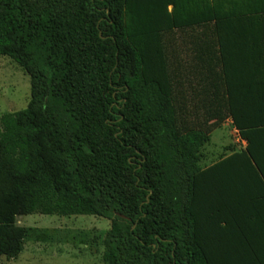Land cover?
<instances>
[{"label":"trees","instance_id":"16d2710c","mask_svg":"<svg viewBox=\"0 0 264 264\" xmlns=\"http://www.w3.org/2000/svg\"><path fill=\"white\" fill-rule=\"evenodd\" d=\"M130 1L0 0V56L21 66L30 83L27 106L0 115V259L22 252L28 229L18 217L90 215L110 221L104 264H249L237 246L226 257L216 231V183L233 177L230 167L201 168L210 140L205 120H182L161 84L145 79L125 21ZM256 13L264 3L211 6L198 20L209 31L205 67H183L182 77L205 72L220 98L219 73L232 81L234 62L251 56V39L264 40ZM257 54L264 60L261 48ZM233 90L226 84L213 102L231 115L262 171L264 152L254 144L264 121L250 114L256 103L235 100ZM217 108L205 110L208 119ZM242 199L240 208L251 209L246 217L264 221L257 200Z\"/></svg>","mask_w":264,"mask_h":264},{"label":"rangeland","instance_id":"374dc122","mask_svg":"<svg viewBox=\"0 0 264 264\" xmlns=\"http://www.w3.org/2000/svg\"><path fill=\"white\" fill-rule=\"evenodd\" d=\"M128 4L127 31L132 33L130 40L143 59L145 79L161 84L181 111L182 120L193 125L205 120L210 140L201 150V168L207 170L226 162L233 177L237 178L226 174L216 183L219 211L222 213L216 231L223 242L224 255L227 257L229 254L226 248L237 246L241 249L240 259L244 263L264 264V221L260 218L248 219L245 212L250 208H240V203H244L242 198L249 197L252 189L256 190L253 187L255 180H251L253 170L249 165L245 166V145L236 133L233 118L226 108L218 112V105L213 100H220L219 96L215 98L212 91L205 98L194 100L196 96L190 90L192 87L184 85V77L180 75L183 67L190 69L194 63L200 66L206 61L201 34L204 27L202 21H198L208 18L202 16V2L131 0ZM211 77H217V73H212ZM188 79L195 84L198 80L195 77ZM199 81L203 85L207 79L201 76ZM208 82L214 87L213 80ZM180 91L183 97L177 94ZM29 99L28 75L15 61L0 56V115L24 109ZM195 102L200 104L195 107L197 112L192 107ZM215 108L216 113L208 119L205 110L210 112ZM260 172L264 178V171ZM241 177L247 180L240 181ZM246 191L249 193L246 194ZM216 201L212 200L214 206ZM16 224L28 229L22 252L16 259L2 257L0 264H104L102 241L110 228V221L106 219L90 215L60 217L33 214L18 217Z\"/></svg>","mask_w":264,"mask_h":264},{"label":"crops","instance_id":"0c3cea01","mask_svg":"<svg viewBox=\"0 0 264 264\" xmlns=\"http://www.w3.org/2000/svg\"><path fill=\"white\" fill-rule=\"evenodd\" d=\"M202 2L203 5V9H202V15L203 16H207L209 15V12L211 10V6H213L214 4L218 3V4H222V5H226L228 3V0H200ZM243 2L244 0H234V2ZM255 3H259L262 2L264 3V0H254ZM170 6V5H169ZM168 6V7H169ZM225 14V13H224ZM255 17H257V20H262L264 21V13H256L254 14ZM262 31V30H261ZM264 31V30H263ZM202 36H203V46L205 44H208V38H209V31L202 29L201 32ZM257 37V36H256ZM255 37V38H256ZM255 41V42H254ZM251 39V45H250V49H251V56H249L248 59L246 60H242V61H235L233 64V69L235 70L233 73V80L231 81L230 79L228 80V77L224 74H222L220 72L221 67L219 68V80H218V86H219V94H220V99H223V96L225 94V87L226 84L229 83V87L230 84L234 86V98L235 100H250L252 102H255L256 104H252V106L250 107V114L251 116L254 118L255 117V121L260 122V121H264V60L262 61H258L256 60L257 57V52L259 50V48H261L263 50L264 53V40H262L261 44H258V38H256V40ZM261 45V46H259ZM205 48V46H204ZM238 50V49H237ZM204 52V51H203ZM247 56V54H246ZM228 68V65H226ZM230 68V66H229ZM203 74H205V72H202ZM230 74V73H229ZM182 76V74H180ZM228 75V74H227ZM204 76V75H203ZM179 78V77H178ZM189 77H184L183 78V83L184 85H188L189 84V88L192 87V91H194L193 93L195 94V98L194 100H199L202 97H206L207 93H213L215 92V89L212 88V86H210L207 82H203L202 83L198 80L196 81V84L191 81L190 79H188ZM201 78V76H200ZM187 80V81H185ZM228 82V83H227ZM188 87V86H187ZM187 91H189L187 89ZM213 91V92H212ZM181 93L183 92H179L177 93L179 95V97H183L181 95ZM177 95V96H178ZM186 95H184L185 97ZM256 130V129H254ZM258 131L261 132L262 134V138L259 135H256L255 140L258 144H260L259 147L256 146V144H254V147L258 153V150L260 149V153L262 154L263 148H264V126L260 127L257 129ZM236 133L240 136L241 138V142L242 144H244V157H245V166L249 165V168L253 170V175L251 180H255V184H254V189H252V191L249 192H245L246 194H248L249 197L254 198L257 200V205L260 207V209H262L264 211V178L261 177V172L260 169L257 167V165L254 163V161L250 158L249 155H247L245 153L247 147H248V142L243 139L240 135V131L236 128L235 129ZM259 138V139H258ZM262 148V150H261ZM259 166H261L262 171H264V161L262 159H260V162L258 164ZM237 180V178H235ZM247 180V178H240V181L243 180ZM252 193H254L255 195H253Z\"/></svg>","mask_w":264,"mask_h":264}]
</instances>
